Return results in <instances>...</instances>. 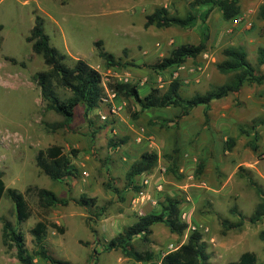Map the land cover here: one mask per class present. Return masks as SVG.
Masks as SVG:
<instances>
[{
  "label": "rangeland",
  "instance_id": "obj_1",
  "mask_svg": "<svg viewBox=\"0 0 264 264\" xmlns=\"http://www.w3.org/2000/svg\"><path fill=\"white\" fill-rule=\"evenodd\" d=\"M193 1L0 0V175L8 189L25 195L31 209V217L19 224L14 203L7 196L0 201V264H21L16 249L4 242L5 222L23 233L32 254L39 250L32 230L43 222L44 246L57 260L145 264L106 246L141 217L159 214L167 198L183 200L181 220L188 229L178 236L157 224L149 243L134 241L139 251L154 253L156 264L194 231L206 242L210 264L237 262L248 252L264 264V217L257 224L232 227L252 217L261 203L249 179L264 191V82L246 84L238 93L195 108L143 109L130 94L114 88L136 87L143 99L153 89L165 94L178 81L182 98L204 95L232 79L218 69L228 48H243L258 75L264 74L258 64V51L264 48L259 16L264 0H241V15L233 21L214 7L206 22L210 39L201 55L167 70L152 68L182 45H199L204 26L199 20L189 29L147 27V17L165 8L170 16L184 18L194 11ZM38 16L67 66L83 60L103 78L106 97L99 108L79 105L69 123L46 111L35 79L48 71L27 41ZM98 41L130 65L108 67L98 55ZM59 93L70 96L62 89ZM230 140L235 142L232 149ZM55 145L76 169L59 182L51 181L36 162L41 150ZM145 152L157 153L158 164L136 176L130 187L127 175ZM39 189L53 192L61 203L43 208ZM82 196L96 199L97 205L79 203ZM34 264L51 263L36 257Z\"/></svg>",
  "mask_w": 264,
  "mask_h": 264
},
{
  "label": "trees",
  "instance_id": "obj_2",
  "mask_svg": "<svg viewBox=\"0 0 264 264\" xmlns=\"http://www.w3.org/2000/svg\"><path fill=\"white\" fill-rule=\"evenodd\" d=\"M240 2L241 0H195L190 5L194 11L184 18L170 16L165 8L155 10L153 14L147 17V27L170 28L177 26L189 29L201 20L204 29L199 45H182L176 48L170 57L153 65L152 68L167 70L173 66L183 65L189 58H197L206 50L210 39L206 22L211 10L217 7L221 10L226 21H233L241 15ZM201 9L206 10L200 12ZM259 16L264 20V5L260 7ZM27 41L32 44L33 52L41 56L48 67V71L38 73L35 76L41 89L42 98L47 103L46 111L56 112L65 117L66 123H69L74 118L76 108L79 105L87 107L88 110L99 108L106 97L101 73L83 60H78L73 67L67 66L64 62L65 56L51 45L50 37L45 32V22L40 16L36 17L35 25ZM96 47L99 57L106 62L108 67L120 68L130 65L108 53L102 41H98ZM224 56L226 59L218 65V69L222 73L232 74V79L229 83L215 88L204 95H196L190 99L182 98L179 94L180 86L178 81L172 83L165 94H162L159 89H153L143 99L136 87L119 84L114 88L118 94L124 92L130 94L143 109L182 105L186 108H195L201 105L209 106L214 100H220L232 93H238L246 84H262L264 82V74L258 75L257 70L249 62L248 54L243 48H228L224 51ZM258 64L264 67V48H260L258 51ZM60 89L69 92L70 96L63 98L59 93ZM234 144V140H230L228 147L232 149ZM75 153L74 151L72 152L73 155ZM158 161L159 156L157 153L145 152L141 156L140 162L127 175L130 187L133 185L136 176L150 173L157 166ZM36 162L41 171L53 182L63 181L76 173L69 155L65 153L62 147L57 145L41 150L36 157ZM202 168L203 165L201 164ZM249 180L250 185L255 187L261 203L252 217L247 220L242 218L238 224L232 226L234 228L242 227L246 221L251 224H257L264 217V191L253 180ZM37 195L43 208L50 209L61 203V200L53 192L46 189H39ZM4 196H7L14 203L19 224L26 222L31 217V209L25 195L16 189H8L0 175V201ZM96 201V199L82 196L79 203L95 207L97 205ZM182 203L183 200L179 198H167L159 214L151 213L141 217L137 223L112 239L106 249H120L125 257L137 263L156 264L154 253L151 251H139L135 247L134 241L141 239L144 243H149L153 234L152 227L157 224H165L171 233L183 236L188 229V224L181 220ZM59 230L63 231L62 228H59ZM32 234L39 247V250L34 254L30 253L26 248L23 233L11 222H5L4 224V242L6 245H11V247L16 249L17 258L21 264H34L36 257H41L51 264H71L55 259L44 246L47 234V225L45 223L39 222L32 230ZM262 239L264 240V234H262ZM209 260L210 256L202 234L194 231L185 244L165 255L161 264H210ZM229 264H258L257 256L248 252L243 254L237 262Z\"/></svg>",
  "mask_w": 264,
  "mask_h": 264
}]
</instances>
